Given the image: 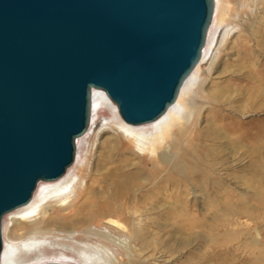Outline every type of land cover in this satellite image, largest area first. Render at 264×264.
Wrapping results in <instances>:
<instances>
[{
	"label": "bare ground",
	"instance_id": "obj_1",
	"mask_svg": "<svg viewBox=\"0 0 264 264\" xmlns=\"http://www.w3.org/2000/svg\"><path fill=\"white\" fill-rule=\"evenodd\" d=\"M217 1L214 0V8ZM263 29L264 21L255 31L258 33L256 45L264 52ZM234 30L233 25L220 30L216 51L221 50L224 40ZM249 53L254 54V51ZM215 55L207 57L206 47L203 49L200 60L182 83L175 101L156 119L136 127L134 125L140 124H131L123 119L121 123L115 116L121 130L118 138L124 135L136 148L128 150L119 140L114 142L111 150L119 154V165L108 167L93 177L89 174V184L75 188L72 196L60 198L72 187L60 186L43 192L35 205L29 203L30 199L13 209L15 211L9 214L11 227L21 224L24 231L17 239L10 238L4 243L0 264H24L21 257L25 252L40 251L45 246L60 247L63 249L60 254L64 256L71 252L89 264H96L93 256L80 252L70 243L76 240L74 233L79 227H85L88 234L95 236L101 252L97 256L104 264H123L120 256L124 254L139 256L140 262L145 264H168L173 259L171 241L186 246L187 231L198 239L204 232L211 234L218 248L216 257L220 258L233 255L230 245L236 250L238 247L232 244V240L236 239L238 232L243 233L247 245L258 249V262H263L264 235L258 228L263 226L264 229V117L255 124L253 121H240L235 113L241 116L249 110H264V73H260L262 68L249 66L248 83L241 87L243 89L239 88L240 92L229 88L202 92L208 104L204 105L199 100L201 89L197 88L204 81H199L197 70L202 63L210 70ZM102 92L92 89L91 98L96 97L106 104V93L102 95ZM184 92L188 93L187 97L182 96ZM93 107L91 101L90 122L83 135L88 134L94 123ZM204 107L206 114L203 116ZM223 110L227 112L223 113ZM201 118L205 123L198 126ZM241 160L244 163L239 164ZM259 174L262 178L254 179ZM41 182H38V188ZM240 182L246 188L259 186L247 197L255 204H245L243 198L246 197L238 193ZM49 197L53 199L44 203ZM80 197L84 200L79 205ZM91 199L101 201L102 212L98 213L107 217L108 230L88 229L93 214L83 213L82 209ZM198 206L208 209L209 223L206 213L200 217L193 212L192 207ZM118 216L123 217V221L115 219ZM259 218L261 223L257 220ZM204 223H207L206 229ZM253 224L257 226L256 235L250 237ZM175 232L180 233L179 238ZM104 245L116 250L101 247Z\"/></svg>",
	"mask_w": 264,
	"mask_h": 264
},
{
	"label": "water",
	"instance_id": "obj_2",
	"mask_svg": "<svg viewBox=\"0 0 264 264\" xmlns=\"http://www.w3.org/2000/svg\"><path fill=\"white\" fill-rule=\"evenodd\" d=\"M213 10L214 0H0V256L3 215L74 162L91 90L128 123L156 119L200 60Z\"/></svg>",
	"mask_w": 264,
	"mask_h": 264
},
{
	"label": "rangeland",
	"instance_id": "obj_3",
	"mask_svg": "<svg viewBox=\"0 0 264 264\" xmlns=\"http://www.w3.org/2000/svg\"><path fill=\"white\" fill-rule=\"evenodd\" d=\"M218 1L216 4V8H214L213 10L212 20L208 28V39L206 36V41L202 48L203 51V49L206 47L207 57L210 54L216 53L215 61L210 70L207 69V65L205 63H202L197 70V74H200L199 81H204L202 85H199L197 87L198 89H201V91L199 92V100L203 101L205 103L204 105H208L207 98L203 95L204 92H214L219 89L226 88L232 89L233 92H240L239 88L244 87L246 83H248V75L250 70L249 66L251 68H262V71L260 73H264V52L260 50V48L256 45L258 33L255 31L257 27L261 28L264 21L263 0ZM230 25L235 26L234 32L224 40L223 44L220 47L221 50L216 51L215 43L220 30ZM249 51H254V54H250ZM258 62H260L259 64L263 65H259ZM94 90L102 92V90ZM104 94L105 92L102 95ZM187 95L188 93L184 92L182 96L187 97ZM104 96H106L105 98L107 99L106 104L99 101L96 97L92 98V104H94V123L88 134H85L82 137H78V145H76V158L72 165L68 168L62 178L56 181H42V184L39 188L37 185L36 190L34 191V194L29 203L35 205L41 199L43 192L54 190L60 186H72L67 190L66 193H63L60 198H63L65 195L72 196L73 193H75V188L79 189L85 184H89L90 180L87 178L89 174L93 177L95 176V173L98 174L100 172H103L108 167H112L116 164L119 165V154L111 150L114 142H117L118 140L119 143H123L124 148L126 147V149L128 150H136L135 146L127 141L124 135H122L121 138H118L121 130L116 123L115 116L121 123H123V120L118 113L116 105L107 97L106 94ZM205 108L206 107H204V109L202 110L203 116L204 114H206ZM223 111V113L227 112L226 110ZM235 117H237V119H239L240 121H253V123L256 124L259 119L264 117V110H249L241 116L240 114L237 115L235 113ZM204 123V119L201 118L198 121V126H203ZM255 124H253L254 127H256ZM143 125L145 124L134 126L139 127ZM99 126H101V129H98ZM125 155L132 157L129 154ZM107 156L109 158L108 160H106ZM242 163H244V161L241 160L239 164ZM257 178L261 179L262 175L259 174L254 176V179ZM238 186V193L241 196L246 197L243 198L246 202L245 204H255L256 202H254L253 199H249L247 197L248 195L254 193L256 189H259V186L252 185L250 188H246L241 182L238 183ZM52 199L53 198L49 197L44 201V203L46 201H51ZM54 199L56 198L54 197ZM83 200L84 198L80 197V201L78 202V204L80 205ZM100 202L98 200L91 199L89 202L83 205L82 209L83 213L92 212L93 215L87 227L88 229H91L93 231L109 229L107 217L98 213L102 212V206ZM192 210L194 213H197L198 215L200 214V217L203 216L204 213H206L205 216L206 220L208 221L207 223L210 222V215L208 214L209 211L206 207H192ZM13 211L15 210L8 212V215L4 214L2 217L3 246L5 242H9L10 238H13L15 240L24 231L23 228H20L21 224L11 227V215L9 214ZM119 216L115 217V219H120L123 221V217ZM257 220L261 223V218ZM207 223H204L205 229L207 228ZM255 228H257L256 225L250 231V237H254L256 235ZM258 230L261 231L260 233L262 235H264L263 226L259 227ZM74 235L76 237V240H72L70 241V243H72L75 249L93 256L96 260V264H104L103 260H100L97 256L99 254L101 255V252L99 247H97V244L95 243V236L88 234L85 230V227H79ZM174 235L179 238L180 233L175 232ZM182 236L183 235H181V237ZM171 243L173 248V259H171L172 263L170 262L168 264H235L234 262L236 261H247L244 264H264V260L263 262H258V249L254 246L250 248L245 242V236L243 235V233L240 234L239 232L238 235H236V239L232 240V244L235 247H238V249L236 250V248H233V246L230 245L232 247L233 255L228 257H216V250L218 249L217 245L216 243H214L212 235L208 234L207 232H204L203 237H201V239H198L196 238L194 233H190V231H187L186 246L178 245L177 242L173 240L171 241ZM101 247H106V245ZM106 248L110 251L116 250V248L112 246ZM61 252H63V249H61L60 247L45 246L43 249H40V251L25 252L21 257V260L25 261L24 264H89L86 260L77 257V255H75L74 253L67 252V256H64L60 254ZM132 256L133 257L124 254L122 257L120 256V258L123 260V264H145V262H140L141 258L139 256H135L134 254Z\"/></svg>",
	"mask_w": 264,
	"mask_h": 264
}]
</instances>
